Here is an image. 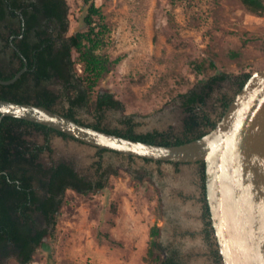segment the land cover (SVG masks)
<instances>
[{"label":"rangeland","instance_id":"1","mask_svg":"<svg viewBox=\"0 0 264 264\" xmlns=\"http://www.w3.org/2000/svg\"><path fill=\"white\" fill-rule=\"evenodd\" d=\"M94 1L110 27L99 51L111 59L121 57L90 96L93 100L98 91H109L122 100V108L106 111L105 125L122 127L131 114L139 123L138 133L158 129L180 135L181 93L208 75L227 72L199 109L218 121L224 102L239 91L240 75L264 69V12L247 9L242 0ZM67 2L66 35L83 28L86 11L84 0ZM73 59L80 73L76 52ZM66 106L64 91L56 107ZM76 114L96 121L91 106L77 107ZM52 145L54 159L72 161L90 178H97L100 169L107 171L106 186L86 193L67 188L54 222L47 224V247L37 248L27 264H152L145 257L155 223L164 252L180 264H221L211 253L217 247L215 235L201 233L200 189L195 183H200L199 164L177 166L100 153L90 144L56 133ZM5 264L20 263L10 258Z\"/></svg>","mask_w":264,"mask_h":264},{"label":"trees","instance_id":"2","mask_svg":"<svg viewBox=\"0 0 264 264\" xmlns=\"http://www.w3.org/2000/svg\"><path fill=\"white\" fill-rule=\"evenodd\" d=\"M242 2L247 9L253 12H264V0H242ZM84 4L86 11L83 15V28L66 35L69 30L67 0H0L1 7L23 6L28 25H34L39 20L44 22L43 26L36 30L33 48L24 50L26 57L30 60V66L34 67V86L27 89L22 88L24 78L22 76L14 83L1 85V98L43 104L54 109L53 104L57 94L40 85L42 79L54 78L64 82L67 90L69 107L62 112L63 114L81 121L76 118V108L91 106L95 112L96 121L90 125L125 137L161 144H177L199 137L215 126L217 121L199 109L206 104L216 85L228 77V73L224 71L208 75L197 85L180 94L184 112L183 130L180 135H173L171 132L158 129L138 133L135 127L139 123L131 114L126 115L122 120V127L105 125L103 121L106 110L122 108V100L109 91H98L93 100L90 96L99 81L119 62L121 57L111 59L99 51L107 43L106 36L110 27L101 6L97 5L94 0H84ZM54 25L60 28L59 46L51 41V36L45 28V26ZM73 52H76L77 60L82 63L80 73L75 68ZM193 63L196 69L202 72L201 65L195 61ZM252 73L253 71L249 70L240 75L239 89ZM230 102L231 100L224 102V111ZM21 124L33 125L36 131L51 132L56 129L15 116H0V244L3 239L14 243L19 248L17 253L19 262L27 264L34 260L37 248L47 247L44 240L49 234V229L45 228L31 235L23 231L20 220L22 218L28 220L33 211L41 210L46 215L48 223H53L67 188L81 193L102 189L106 186L107 171H103L101 177L93 181L80 175L70 162L48 166L44 164L40 152L43 148L50 149L49 143L36 146L32 151L31 164L36 171L50 173L49 196L43 200L40 199L36 192L30 189V177L25 174L26 168L18 166L21 169L19 170L16 167L18 160L13 157L15 154H25L30 148L21 130L16 128ZM58 132L69 136L61 131ZM98 149L100 152L107 151L105 148ZM202 168L203 177H205L204 161H202ZM113 172L118 174V171ZM35 203L36 206L33 207ZM150 237L146 259L152 264H180L174 255L164 252L165 247L160 241V226L157 223L150 227Z\"/></svg>","mask_w":264,"mask_h":264},{"label":"water","instance_id":"3","mask_svg":"<svg viewBox=\"0 0 264 264\" xmlns=\"http://www.w3.org/2000/svg\"><path fill=\"white\" fill-rule=\"evenodd\" d=\"M26 69L0 78V83L15 82ZM0 116L42 123L83 143L144 159L204 161L206 196L223 263L264 264V69L250 75L213 128L177 144L125 137L43 104L1 97Z\"/></svg>","mask_w":264,"mask_h":264},{"label":"flooded vegetation","instance_id":"4","mask_svg":"<svg viewBox=\"0 0 264 264\" xmlns=\"http://www.w3.org/2000/svg\"><path fill=\"white\" fill-rule=\"evenodd\" d=\"M18 1H25V0H18ZM43 23L44 22L42 20H39L34 25H31V26L28 25L26 18L24 16V13H23V6L22 7L21 6L17 7L16 5L14 6L6 5L3 7L0 6V78L9 79L13 77L24 66H27V69L22 73V75L18 79L24 76L22 80V84H23L22 88L27 89L30 86H34L35 84V75L33 73L34 67L30 66V60L26 57L24 50L33 48L34 39L36 38V30L37 28L40 29L43 26ZM45 28L48 34L51 36V41L54 42L56 46H59L60 41H61V38L58 36L60 32V28L56 25L45 26ZM25 58L27 61H25ZM1 85H9V84L0 83V88H1ZM40 85L46 89L53 90L55 94H57L55 103L53 104V108L59 112H65L67 108L69 107V102H68V106L66 107H63V108L56 107V104L62 97V93L64 91L67 92L65 83L62 82L61 80H56L54 78H44L40 81ZM76 118L88 124L93 123V122H89L87 120H84L78 117L77 114H76ZM16 128L18 130H21L24 138L27 140L26 144L29 145L30 147L29 150L25 152V154H22V155L15 154L13 156L15 157V159L18 160L16 167L18 169H19L18 166L26 168L25 174L28 177H30V183H31L30 189H33L40 199L43 200L49 196L48 188H49V182H50V173L46 174L42 171H36L34 169V166L31 164L30 159L32 158V151L34 150V148L36 146H43L47 142L49 143L50 149L43 148L41 149V152H40V157L42 158L44 164L48 166H52L53 164H57L60 162H70L73 165L74 169L80 175L85 176L88 179L96 181L101 177L102 172L104 170H101V169L99 170V175L97 178H90L86 176L85 174L79 172L77 170L76 165L72 161L53 158V153L55 151L52 145L53 133H56L63 137H70V138H73V137L64 136V134L59 133L57 130L51 131V132H49L48 130L36 131L33 125H28V124H21L20 126H16ZM93 147H96V146H93ZM96 148L98 149V147ZM107 151L116 152L124 156H127L128 158L135 157V156L126 155V154H123V153H120L114 150H107ZM98 152H100L99 149H98ZM152 161H156L159 163L169 162L177 166L180 164H199L198 173L200 176L199 177L200 183L199 182L198 183L195 182V183H196L197 189H200L199 196L197 197V199L200 203V209H201L199 218L203 222V228L201 229V233L207 237L208 236L210 237V235L214 234L216 237L215 231L212 227L211 215L210 213H208L209 205H208V200L206 196V184H205V177H203L202 161L187 162V163L159 161V160H152ZM180 177L181 178L179 179V181L177 180L176 183L177 185L179 184L181 186L183 176L181 175ZM18 182L20 183V180H18ZM37 204H39V202H37ZM35 206H36V203L33 204V207ZM41 219H42V223L45 222V224H41L38 222V221H41ZM20 222H21L20 225L23 231L31 235H35L40 230L48 228L47 224H49L46 215L41 210L33 211L28 220H26L25 218H22ZM216 243H217V247L213 248L211 253L217 257L218 262H221V264H224L222 255L219 250L217 237H216ZM18 251H19V248L14 243H11L10 241L3 239L0 244V264H5V262L10 258H15L18 261V263H20L17 257Z\"/></svg>","mask_w":264,"mask_h":264}]
</instances>
